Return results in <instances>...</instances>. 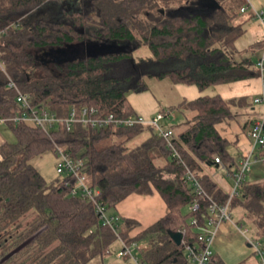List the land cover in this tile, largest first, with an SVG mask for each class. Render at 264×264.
Segmentation results:
<instances>
[{
  "label": "trees",
  "instance_id": "trees-1",
  "mask_svg": "<svg viewBox=\"0 0 264 264\" xmlns=\"http://www.w3.org/2000/svg\"><path fill=\"white\" fill-rule=\"evenodd\" d=\"M72 1L68 7L64 0H0V118L22 112L15 90L8 88L9 78L33 107L58 117L84 106L123 117L135 114L127 92L147 90V78H168L204 90L260 77L254 49L248 53L235 46L249 19L239 12L243 0L239 5L231 0ZM53 11L54 18L42 16ZM100 44L108 47L96 48ZM142 45L152 57L136 61L132 53ZM87 48L93 51L87 54ZM46 52L55 53L56 59L45 57ZM253 106L250 96L181 99L163 111L183 116L178 131L162 122L172 130L173 148L155 128L144 125L75 123L66 130L59 123L45 132L27 122L6 121L16 143L0 146V264H87L108 253L117 239L102 225L90 198L66 194L75 184L73 174L58 173L62 177L48 182L29 163L46 152L57 158L59 150L82 162L79 171L99 191L97 201L107 211L114 212L130 194L156 191L164 200L167 213L135 237L129 235L134 221H119L117 233L125 242L144 245L135 252L137 264H189L188 252L201 248L198 226L209 216L210 201L194 190L187 169L210 198L223 203L228 192L207 169L219 163L236 171L239 164L217 124L235 120L244 128L239 112ZM257 153L264 155V146ZM249 175L231 207L241 208L251 237L260 240L264 176ZM192 203L199 204L198 210H188ZM192 218L198 224H191ZM177 231L183 236L180 245L169 234ZM207 264L224 263L212 254Z\"/></svg>",
  "mask_w": 264,
  "mask_h": 264
},
{
  "label": "built area",
  "instance_id": "built-area-1",
  "mask_svg": "<svg viewBox=\"0 0 264 264\" xmlns=\"http://www.w3.org/2000/svg\"><path fill=\"white\" fill-rule=\"evenodd\" d=\"M239 12L247 14L251 20L258 22L262 27L261 52L256 60V65L260 73L261 92L258 96L253 98V103L259 105L262 111L259 118L254 120L250 125L248 130L250 150L242 156L238 169L231 174L232 185L223 203H218L210 198L202 188L197 176L191 170L187 169L186 176L193 185L194 190L210 201L209 216L204 220L202 225L198 226L200 231L198 240L202 245L199 250L191 248L188 252V257L190 258L189 264L208 263L210 256L213 254L211 247L220 224L223 221L231 219L230 208L232 200L238 196L242 183L247 174L250 173L254 162L258 161L264 164V155H258L257 153L258 149L264 146V4L256 5L255 0H243ZM8 88L15 90V100L22 109V112L12 118H0V124L8 120L13 122L23 121L38 126L45 132H48L59 123H63L66 130H70L75 123H79L86 127L93 126L99 128L144 125L155 128L158 135L166 140L170 148H173L171 142L172 130L162 123L163 119L168 118V115L166 116L163 111H158L150 118L137 114L120 117L113 114L101 115L97 108L84 106L78 109L71 108L66 117H58L44 109H36L33 107L30 104L28 96L24 94L10 78L8 80ZM173 156H178L176 151H173ZM215 161L218 163L219 159L215 158ZM80 166H82L81 161L75 162L66 153L59 150L55 166L57 173L67 172L73 174L75 178V184L68 188L66 194L72 196L82 195L90 198L96 204V211L99 214L102 225L109 226L117 235V239L120 240L121 249H119L116 255L120 258L128 256L136 261L135 252L144 248L143 243L133 242L129 244L118 235L119 216L116 214H109L106 208L97 201L99 191L87 185L85 176L79 171ZM198 208V203H192L188 206V210L193 212L198 210ZM190 223L196 225L198 221L196 218H192ZM240 228L248 235L247 241L254 253L259 256L260 264H264V248L262 243L249 236L250 229L247 226L241 225Z\"/></svg>",
  "mask_w": 264,
  "mask_h": 264
},
{
  "label": "crops",
  "instance_id": "crops-1",
  "mask_svg": "<svg viewBox=\"0 0 264 264\" xmlns=\"http://www.w3.org/2000/svg\"><path fill=\"white\" fill-rule=\"evenodd\" d=\"M72 2V0H64V4H67L68 7H70ZM256 23L260 27L259 33L262 34L261 25L258 22ZM260 41L262 42V35L260 37ZM251 49H254V60H257L261 52V43L256 44L253 42V44H251L248 49L243 48L238 50L250 51ZM209 87H213L210 92H215L214 94H219L225 99L237 96H250L251 98H254L261 92V80L259 77H254L244 81L212 85ZM209 87L205 88L204 90H199L197 88L198 90L196 92V97L201 96L200 94H203L205 91H207ZM205 94L208 95L209 93ZM183 98L187 99V95L183 94L180 96V100ZM261 111L262 108L257 104H254L253 107L248 109H241L238 119L241 123H246L244 128H242L241 125L235 120H227L217 124V129L220 134L227 138L230 142V152L232 155L238 156L237 164H239L242 156H244L250 150V139L247 132L251 123L259 118ZM154 115H146L145 117L150 118ZM234 169L235 168L229 170L224 165L218 163L210 166L207 169V172L213 181H215V183L227 193L230 191L232 185L231 171H234ZM263 176L264 164L258 161L254 162L249 178H260ZM241 212V208H230L231 219L223 221L220 224L212 243L211 249L213 255H216L224 264H260L259 256L254 253L252 247L247 241L248 235L242 231V228H240L241 225H245L241 219ZM114 213L119 216L121 221L125 219L134 221V224L131 225L129 229V235L131 237H135L139 232L162 218L167 213V206L156 191L149 195L130 194L116 205L114 212L111 214ZM249 236L251 237L250 233ZM120 247V240L116 239L109 246L108 253L115 251L116 254ZM101 261L104 263L103 257ZM107 262L109 264H123V261L120 260V257L117 255L107 259Z\"/></svg>",
  "mask_w": 264,
  "mask_h": 264
},
{
  "label": "rangeland",
  "instance_id": "rangeland-1",
  "mask_svg": "<svg viewBox=\"0 0 264 264\" xmlns=\"http://www.w3.org/2000/svg\"><path fill=\"white\" fill-rule=\"evenodd\" d=\"M232 3L239 5L241 0H231ZM256 5L264 4V0H255ZM42 16L48 18L56 17V13L53 11L51 13L43 14ZM244 27L246 28V32L236 40L235 46L238 49L247 48L254 43H260V27L258 24L250 19H246L244 22ZM250 53L251 51L248 50ZM132 57L136 61L140 60H148L150 59L151 53L149 49L142 45L132 53ZM147 90L141 92L128 91L127 98L130 101L134 113L137 115H154L158 111H167L171 106L176 105L180 102V96L183 94L187 95V99L196 98L197 87L194 85H182L180 83H173L168 78H147ZM190 88V89H187ZM211 88V89H210ZM213 87H209L205 93H209L208 95H212L215 92H210ZM182 115L178 111L172 110L169 112L168 118L163 119L164 123L167 125H173L174 130H180V121H182ZM147 133L143 132V135ZM142 135V136H143ZM0 146L4 144H13L16 143V139L8 126L5 123L0 124ZM139 140V139H138ZM111 141H117V138H113ZM133 144H136V140L133 141ZM132 146V142L129 144ZM56 157L50 153L46 152L41 156H37L32 158L29 163L37 168L39 172L45 177V179L50 182L55 180L58 177H62L56 171L55 163ZM108 213H112V211H108ZM264 248V237H261L259 240ZM121 249V247H120ZM115 251L112 253H106L102 257L104 258V263L101 261L102 257H96L90 260L87 264H109L107 259L115 257ZM106 260V261H105ZM120 260L123 261V264H137L133 258L131 257H121Z\"/></svg>",
  "mask_w": 264,
  "mask_h": 264
},
{
  "label": "water",
  "instance_id": "water-1",
  "mask_svg": "<svg viewBox=\"0 0 264 264\" xmlns=\"http://www.w3.org/2000/svg\"><path fill=\"white\" fill-rule=\"evenodd\" d=\"M104 47H108L105 44H100L99 46H97L96 48L98 49H103ZM109 47H114L113 45H109ZM57 52H60V50H56ZM92 50H89V48H87V54H89ZM170 237L172 238V240L175 242V244L180 245L182 243V233L177 231V232H169Z\"/></svg>",
  "mask_w": 264,
  "mask_h": 264
},
{
  "label": "flooded vegetation",
  "instance_id": "flooded-vegetation-1",
  "mask_svg": "<svg viewBox=\"0 0 264 264\" xmlns=\"http://www.w3.org/2000/svg\"><path fill=\"white\" fill-rule=\"evenodd\" d=\"M55 53H58L59 55H60V54H63L62 52H57V51H55ZM55 53H52V52H46V53H44V54H45V57H47V58L50 57V58L52 59V58L54 57L53 59H56V56L54 55Z\"/></svg>",
  "mask_w": 264,
  "mask_h": 264
}]
</instances>
